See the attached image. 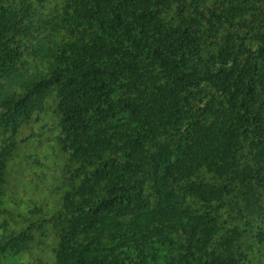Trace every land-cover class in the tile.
I'll list each match as a JSON object with an SVG mask.
<instances>
[{"label":"trees","instance_id":"16d2710c","mask_svg":"<svg viewBox=\"0 0 264 264\" xmlns=\"http://www.w3.org/2000/svg\"><path fill=\"white\" fill-rule=\"evenodd\" d=\"M0 264H264V0H0Z\"/></svg>","mask_w":264,"mask_h":264}]
</instances>
